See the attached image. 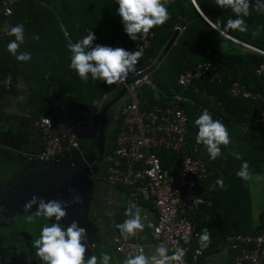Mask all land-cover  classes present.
<instances>
[{
    "label": "built area",
    "instance_id": "2783aa9c",
    "mask_svg": "<svg viewBox=\"0 0 264 264\" xmlns=\"http://www.w3.org/2000/svg\"><path fill=\"white\" fill-rule=\"evenodd\" d=\"M190 1L197 9L194 0ZM14 6V0H0V38L10 37L8 32L12 24L9 18ZM156 27L147 34H137L135 41L128 37L116 38L110 46L143 54L157 36ZM174 31L180 36L185 27L177 24ZM228 38L264 57V51ZM154 63L155 60H149L144 68H135L125 79L117 82V90L124 88L125 92L116 114L113 149L104 157V180L109 185L123 187L132 202L151 201L156 213L153 248L163 245L170 255L182 250L184 255L178 264H199L203 252L199 248L191 254L187 251L189 243L197 240L199 234L188 216L204 203L198 190L210 172L196 145L192 147L191 154H182L186 149L189 128L188 115L183 106L188 100L182 91L195 81L219 84L222 75L211 62L198 63L193 69H185L179 74L177 83L182 90L167 96L164 104L142 110L139 89L143 86L156 89L153 83L155 69H150ZM255 74L264 78V61L256 68ZM12 81L11 73L6 72L0 76V89L10 91ZM227 94L233 99L260 104L257 124L264 134V94L231 80H227ZM109 97H101L86 110H76L62 103L34 119L33 126L40 133L43 143L35 158L40 161L57 160L77 150L80 141L94 126L95 119L102 116L101 111ZM162 153L174 155L168 159L166 166L162 164ZM221 245L233 251V264H264V224L254 234H228ZM140 246L136 235L119 234L114 239V251L123 258L137 254Z\"/></svg>",
    "mask_w": 264,
    "mask_h": 264
},
{
    "label": "trees",
    "instance_id": "16d2710c",
    "mask_svg": "<svg viewBox=\"0 0 264 264\" xmlns=\"http://www.w3.org/2000/svg\"><path fill=\"white\" fill-rule=\"evenodd\" d=\"M14 1L15 6L9 21L13 25H16L20 24V16L24 13L20 12L18 9V0ZM38 1H42L46 4L50 3L45 0ZM194 1L201 13L208 19L210 18L208 15L210 10L211 12H217V10L213 8L215 5L213 1ZM116 7V0H100L99 9L104 16V18L101 17V22H103V24L107 23L109 25L110 23V27L112 26L111 23L116 15ZM167 8L170 19L164 25L156 27L157 36L144 53L140 55L135 68H144L149 64V60L156 61L161 57L162 50L172 35L175 25L182 24L185 27V31L178 38L176 44L169 50L164 62H162L166 64L169 61L168 64L170 65L164 68L165 72L163 75H159L162 65L159 66V64H157L153 72V83L156 89H151L148 86H143L139 89L141 109L147 110L155 104H164L167 96H171L173 93L182 90L177 83L179 74L185 69H193L198 63L211 62L218 67L222 75V82L219 84L209 83L207 81H195L182 91L183 96L188 100L183 106L189 119V128L186 135V149L182 154H191L192 147L194 145L197 146L198 153L207 164L209 172L212 173L209 174L208 179L201 185L209 180L216 181L218 178L224 180V188L216 186L217 190L213 191V196H215V200L219 198L229 203L230 210H233L232 215L234 216L235 214L236 221L234 227L227 229L226 232L219 235L210 234V241L206 248L200 247L198 239L189 243L187 246L188 254H191L195 248H199L203 252V256L199 259L200 261L206 255L207 251L214 250L216 247L220 246L226 235L232 233L254 234L258 231L259 227L264 224V221H262L261 225L253 230L249 227L250 206L247 183L246 180L236 176V172L240 169L244 161H247L249 165V174L264 171V134L260 132L257 124L261 106L258 102L240 98L233 99L227 94V80L236 81L251 91H258L264 94V78L258 77L255 74L256 68L264 61V57L253 52L227 54L226 52L220 51L219 42L221 39L195 11L190 0H174ZM53 10L57 12L59 18L62 17V14L59 13V8L53 7ZM189 12L192 13L187 16ZM209 20L212 21L211 19ZM60 21L65 26V19L60 18ZM117 22H119L118 27H120L121 23L119 16ZM104 29H107L105 24ZM121 32L117 30V33L113 35L112 39H109L104 45L110 46L114 39H124L128 37L124 32ZM227 32L231 33L228 30ZM233 35L240 37L236 34ZM12 39H14L12 36L0 38V76L4 75L6 72L11 73L13 86L18 76H23L25 80L24 83L28 84V76L26 74H28L29 71H38L39 74L42 75L40 76V80L35 82L38 87L36 89V94L40 96L35 100V103H37L36 118L46 111L58 107L62 103L76 110H86L94 101L105 95L110 96L117 91V83L107 85L99 80L93 81L91 77H89L87 81L81 80L76 73L69 68V65L66 68L61 67L64 74H62L60 79L50 80V71H53L54 68L50 66L28 65L29 62L17 61L15 56L7 51L6 46ZM27 42L28 37L26 36L25 43L20 46L18 53L20 51L30 52L31 54L32 52L48 53L47 50L37 51L33 49L34 47L29 48ZM247 42L259 50L264 51V45L262 43L251 40ZM194 50L200 52L196 58L189 56ZM170 56L172 57L171 59ZM177 62H179L180 65L176 66L175 63ZM55 69L59 70V66ZM44 70L46 71L44 72ZM49 102L53 105L50 106ZM203 109H207L214 119L221 120L228 131L232 130L229 136H235L234 138L236 140L241 139L237 133L238 128H247V134L250 137L246 145L237 147L233 145L234 141L229 143V145H221V156L215 160H210L204 146L202 144H197L195 141L197 128L194 125V121ZM233 129H235L234 132ZM115 134L116 129L113 131L114 137ZM112 149L113 145L109 152H111ZM235 153L241 155L239 160L235 159ZM173 156V154L162 153V164L166 166L168 159ZM225 196L226 199H224ZM201 206L202 205L197 208ZM206 211H210V209L203 206L202 210L197 212L195 216L193 212L188 216L193 224H197V227H195L199 234L203 229L206 228L209 231L210 228L208 222L200 219L202 218L200 216H203ZM261 218H264V212L261 213Z\"/></svg>",
    "mask_w": 264,
    "mask_h": 264
},
{
    "label": "crops",
    "instance_id": "0c3cea01",
    "mask_svg": "<svg viewBox=\"0 0 264 264\" xmlns=\"http://www.w3.org/2000/svg\"><path fill=\"white\" fill-rule=\"evenodd\" d=\"M45 1L50 3L46 4L38 0H18V9L20 12L24 13L20 16L19 22L24 25V34L25 37H28V47H34L33 49H36L37 51H48V53L32 52V58L28 61V65L50 66L54 68L53 71H50V80L60 79L62 74H64L61 67L66 68L69 65L71 55L67 48L69 42L75 43L81 39L82 36L86 35L88 30H90L93 31L97 37L96 41H94V45H104L109 39H112L113 35L117 33V30H119V32H124L122 25L118 27L119 22H117V15H115V19L112 21L111 27L110 23L109 25L104 23L107 28L104 29V24L101 22V17L104 18V16L99 9L100 0ZM173 1L174 0H162L166 7H168ZM210 1L214 2V0H209L208 2ZM254 3L255 0H250V15L244 18L246 24L248 25L247 32L240 33L239 31L228 30L240 37H237L227 31L225 34H220L217 30V25L222 26L229 18H235L230 7H218L215 4L213 8H215L217 12H211L210 10L208 13L210 17L209 19L212 21L201 13L196 3L195 5L199 12L195 9V7L194 9L209 26L211 24L215 27L212 28L210 26L221 39L219 42L220 51L226 52L227 54H243L253 51L231 41L228 37L252 47L255 46L248 43V40L254 42L256 41L258 43L260 42L264 45V13H258L253 7ZM53 7L59 8V13L62 14V17L60 18L65 19L66 27L63 23H61L60 18L57 15V12L53 10ZM190 13L192 12H189L187 16H189ZM12 26L14 25L12 24ZM180 36L177 37L171 48L176 44ZM34 37H38V39H34ZM167 54L164 57L162 56V59L159 62V66L162 65L159 75H163L165 72L164 68L170 66L168 64L169 61L166 64L162 63L164 62ZM199 54L200 52L198 50H194L189 54V56L196 58ZM171 58L172 57L170 56V59ZM175 64L176 66L180 65L179 62ZM57 66H59V70L55 69ZM45 71L46 70H44V72ZM26 75L28 76V84L24 83L25 80L23 76H18L10 91L6 92L0 89V116L12 123L14 133H20L28 140L31 149L39 152L43 147V143L40 133L33 126V121L36 119L35 116L37 109V103H35V100L40 97L39 94H36V89L38 87L35 82L40 80V76L42 75L39 74L38 71H29ZM49 105L51 106L53 104L49 102ZM117 111L118 108L115 112V119L112 122L114 129L117 124ZM234 130L235 129H233V132ZM231 132L232 130L228 131L229 135ZM229 137V143L234 141L233 145L240 147L246 145L250 136L247 134V128L244 127L243 137L241 139L236 140L234 138L235 136ZM234 157L239 160L241 155L235 153ZM263 180L264 171L250 173L248 179L246 180L250 206L249 227L251 230L258 228L262 221H264V218H261V213L264 212V198H262L263 188L260 187V183ZM216 190L217 187L214 180H209L201 185L198 190V195L203 199L204 203L200 208H197L193 212L195 216L197 212L202 210L203 206L210 209V211H206L203 216H200L202 217L200 219L210 224L209 232L212 235H219L226 232L227 229L234 227L236 222L235 214L233 213L234 216L232 215L233 210H230L229 203L219 198L215 200L213 191ZM224 199H226V196ZM129 201L130 200L126 195V190L121 186L109 185L105 182L103 175H100V179H97L96 182L93 183L89 200V214L93 219H95L100 233L106 240L111 241L112 244L113 239L120 234L114 225L122 223L126 219L124 212ZM134 203L141 208L143 221L145 223L144 231L137 234L136 239L137 242L144 247L145 253L148 254L150 249H154L153 242L156 213L152 209L150 200ZM148 225H151V227ZM194 226L197 227V224H194ZM94 251L96 253L98 252L99 256L102 254V251L99 249H95ZM110 253L113 258H118L122 264L124 258L121 255L115 251H111ZM233 256V251L223 245H220L214 250L207 251L203 259L200 260L199 264H233Z\"/></svg>",
    "mask_w": 264,
    "mask_h": 264
},
{
    "label": "clouds",
    "instance_id": "9594fccd",
    "mask_svg": "<svg viewBox=\"0 0 264 264\" xmlns=\"http://www.w3.org/2000/svg\"><path fill=\"white\" fill-rule=\"evenodd\" d=\"M218 7L228 6L231 8L235 18H229L222 26L217 25L220 34L227 30H235L245 33L248 25L245 17L250 15V0H214ZM116 15L120 18L125 35L132 41L137 39V34H147L156 26L164 25L169 19V11L162 0H116ZM253 7L258 13H264V0H255ZM25 29L23 24L10 27L9 36L14 37L7 44V51L15 56L17 61L28 62L32 56L30 52L18 49L25 42ZM38 39V37H34ZM97 37L93 31L75 43L67 45L70 55L69 68L84 81L89 77L93 81H102L104 84L112 85L122 81L130 72L135 70L141 53L129 51L122 47H111L108 45L95 44ZM197 128L195 141L202 144L210 160L221 156V145H228L230 137L224 123L214 119L212 114L203 109L195 119ZM249 165L247 161L242 162L236 176L247 180L249 177ZM216 186L224 188V180L218 178ZM35 211L33 213V208ZM24 211L28 213L27 219L32 222L35 217H43L48 223L40 228L38 238L34 241L35 255L42 264H121L118 258H113L110 252H104L100 256L91 254L85 259L88 250V232L81 227L78 221H72L63 225L61 221L67 215L65 205L58 200H45L42 197L32 196L25 203ZM126 219L114 227L123 236L137 235L144 231L145 223L141 208L134 202L129 201L125 209ZM151 227V225H148ZM210 241L208 229H203L198 234V242L201 248H206ZM184 252L177 250L171 255L167 247L160 245L145 253L144 247L140 246L135 255L124 257L122 264H178Z\"/></svg>",
    "mask_w": 264,
    "mask_h": 264
},
{
    "label": "water",
    "instance_id": "95a60500",
    "mask_svg": "<svg viewBox=\"0 0 264 264\" xmlns=\"http://www.w3.org/2000/svg\"><path fill=\"white\" fill-rule=\"evenodd\" d=\"M177 37L178 32L174 31L164 46L161 57L150 67L151 70L156 68ZM124 92V88H121L110 95L101 111L102 116L95 119L94 126L84 137L85 144L79 150L61 156L59 160L40 161L35 158L38 151L31 149L28 140L22 134L14 133L12 123L0 116V181L9 182L15 179L23 196L20 197L22 202L27 186H30L27 192L31 191L33 196L45 199V196L51 193L53 199L58 198V201L63 202L67 215L62 224L68 225L75 220L87 229L89 249L86 250L85 259L91 254L99 256L95 249L101 250L102 253L114 251V239L113 244L105 239L88 210L93 183L100 179L98 168L95 169L92 165L95 157L92 155L91 139L104 142L105 128L114 121L113 109L121 101ZM4 138H8L11 144L3 141ZM59 175L62 179H57Z\"/></svg>",
    "mask_w": 264,
    "mask_h": 264
},
{
    "label": "flooded vegetation",
    "instance_id": "af4514ba",
    "mask_svg": "<svg viewBox=\"0 0 264 264\" xmlns=\"http://www.w3.org/2000/svg\"><path fill=\"white\" fill-rule=\"evenodd\" d=\"M113 131L114 126L110 123L105 128L104 142L91 139L92 155L95 157L92 165L95 169L98 168L99 174L103 176L105 175L104 157L113 145ZM8 138H4L3 141L11 144ZM83 144H85L84 138L80 141L77 150ZM60 177L62 179L61 175L57 176V179ZM29 189L30 186H27L26 190L24 189L25 192L22 191L26 195L22 202L20 197L23 198V196L18 190L15 179H11L9 182L0 181V264H42L35 255L33 245L35 239L38 238L40 228L48 221L43 217L35 216L32 222L28 221V213L24 211V205L33 196L31 191L27 192ZM49 199H53L51 193L45 196V200ZM32 211L34 213L35 207Z\"/></svg>",
    "mask_w": 264,
    "mask_h": 264
},
{
    "label": "rangeland",
    "instance_id": "374dc122",
    "mask_svg": "<svg viewBox=\"0 0 264 264\" xmlns=\"http://www.w3.org/2000/svg\"><path fill=\"white\" fill-rule=\"evenodd\" d=\"M122 103H123V100H121V101L119 102V104H118L117 106L114 107V109H113L114 114H115V112H116V109H117L118 107H120V106L122 105ZM243 132H244V129H243V128H238L237 133L240 135V136H239L240 138H242V136H243ZM112 138H114V135L112 136ZM237 138H238V137H237ZM249 185H250V181H249ZM260 187L263 188V190H262V198H264V180L260 183Z\"/></svg>",
    "mask_w": 264,
    "mask_h": 264
}]
</instances>
